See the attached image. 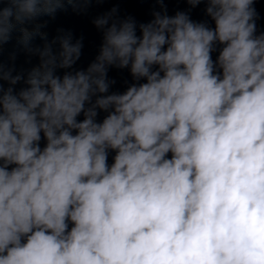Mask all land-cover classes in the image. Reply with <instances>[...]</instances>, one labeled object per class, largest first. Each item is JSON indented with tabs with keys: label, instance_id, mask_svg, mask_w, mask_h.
Segmentation results:
<instances>
[{
	"label": "clouds",
	"instance_id": "clouds-1",
	"mask_svg": "<svg viewBox=\"0 0 264 264\" xmlns=\"http://www.w3.org/2000/svg\"><path fill=\"white\" fill-rule=\"evenodd\" d=\"M202 2L214 28L113 8L95 61L61 76L82 38L38 21L91 0H0V51L19 33L39 57L26 77L0 62V264H264V33L254 0ZM110 67L146 82L108 94Z\"/></svg>",
	"mask_w": 264,
	"mask_h": 264
}]
</instances>
